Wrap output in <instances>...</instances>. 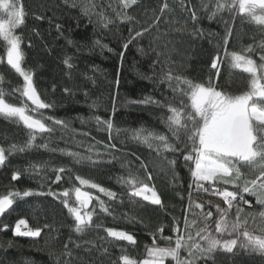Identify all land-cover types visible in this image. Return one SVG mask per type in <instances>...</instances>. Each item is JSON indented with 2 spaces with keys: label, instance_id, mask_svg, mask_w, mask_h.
I'll return each mask as SVG.
<instances>
[{
  "label": "trees",
  "instance_id": "trees-1",
  "mask_svg": "<svg viewBox=\"0 0 264 264\" xmlns=\"http://www.w3.org/2000/svg\"><path fill=\"white\" fill-rule=\"evenodd\" d=\"M165 2L169 10L161 16L160 8ZM201 2L184 0L185 6L196 10L194 22L190 12L182 9L181 0H137L127 9L121 6L120 0H21L26 16L24 24L15 31L22 38V67L32 72L38 94L51 105L40 112L52 119L45 120L51 131L34 133L33 145L25 147L31 130L17 119L0 114V147L6 150L7 156L0 165V195L9 191L34 193L16 199L11 209L0 215V264H66L69 260L71 264H120L119 257L125 253L142 260L146 258V248L152 246L154 233L160 246L167 243L157 229L164 226L163 235L173 236L174 226L184 229L186 215L189 221L196 218L186 213L189 193L192 201L204 205V212L213 213L214 228L217 217L214 205L227 206L210 191L197 190L194 184L189 188L190 165L182 153L158 154L154 147L133 138L136 130L143 129V135L164 134L176 143L164 123L169 115L166 105L178 106L181 99L186 102L187 99L174 96L164 79L168 72L205 84L211 77L218 90L232 95L248 90L249 74L231 68L225 60L217 76L210 67L211 62L218 53L223 57L225 47L231 52L252 45L251 56L260 63L259 54L264 50L259 45L264 42V27L240 16L233 18L227 10L210 18V11L202 8ZM101 13L113 21L108 27L103 26L106 21L101 20ZM117 13L133 19L121 23ZM158 16L161 18L157 21ZM144 28L149 30L125 50L123 45L129 39V29L134 35ZM229 29L231 35L225 46ZM0 77V90L7 103L19 106L24 102L33 107L21 95L24 81L7 64L6 43L2 40ZM97 116L112 120L111 134L105 125L97 124ZM54 120L63 123L54 124ZM12 145L25 150L9 153ZM177 147L183 149L184 144ZM69 153L85 159L78 160ZM171 160L176 161L175 166L169 164ZM142 162L147 170L141 166ZM59 168L65 171L61 173V180L54 182ZM14 171L21 173L16 181L12 180ZM242 171L248 179L258 175L247 167ZM130 175L138 176L154 188L163 207L139 197L130 198V189L120 182V178ZM76 176L116 193V198L110 199L95 189L81 186ZM239 183L242 185L243 181ZM217 186L236 190L231 184ZM75 187L91 192L109 208L107 213L101 211L94 199L88 209L95 210L92 226L82 233L73 230L74 219L64 207L65 197L60 195L70 190L69 201L76 206L71 191ZM244 197L250 204L241 205L243 215L248 216L249 229H255L261 224L258 213L264 211V206L257 203L256 195L245 193ZM193 211L199 214L201 210L193 208ZM230 215L235 218V208ZM20 219H25L33 229L40 227L41 235L35 238L14 235ZM106 228L132 234L136 244L108 237ZM66 243L71 257L64 255ZM262 258L259 253L238 248L234 254L218 251L214 253V261L208 260L206 264H264L259 260ZM165 264L174 262L168 260Z\"/></svg>",
  "mask_w": 264,
  "mask_h": 264
},
{
  "label": "snow or ice",
  "instance_id": "snow-or-ice-1",
  "mask_svg": "<svg viewBox=\"0 0 264 264\" xmlns=\"http://www.w3.org/2000/svg\"><path fill=\"white\" fill-rule=\"evenodd\" d=\"M136 3L137 0H120L124 9L130 8ZM181 7L184 11L190 12L194 22L197 20L196 10L185 6L184 0H181ZM201 7L210 11V18L227 10L233 18L240 16L264 27V0H202ZM168 10L169 5L165 2L160 8L161 16ZM25 16L26 12L21 0H0V40L6 43V61L22 77L24 84L21 95L26 97L33 106L29 108L28 104L24 102L19 106L7 103L4 99V92L0 90V114L17 119L31 130L32 134L25 145V147H31L36 139L34 133L51 131L45 120L52 118H45L40 112L41 109H47L51 105L45 103L38 94L32 72L22 67L24 59L21 48L22 38L16 34L15 30L24 24ZM100 16L102 21H106L103 23L104 27L113 23L102 13ZM117 17L121 23L133 19L127 14L121 15L120 13H117ZM36 18L43 19L40 16ZM160 18L158 16L156 20L158 21ZM59 28L60 25H57L58 30ZM148 30V28H144L131 35L132 30L129 29L130 36L123 45L124 49L126 50L129 44ZM230 35L231 29L225 37V46L228 44ZM259 47L264 50V42ZM253 52L252 45H248L242 51L231 52H228L225 47L223 57L218 53L211 62L210 67L216 71L217 76L220 73V66L225 60L229 62L231 68L249 74V88L239 95L218 90L211 77L205 84L194 82L184 76H174L171 72L165 75L164 79L169 82L174 96L178 95L187 99V102L181 99L178 106L174 103L166 105L169 115L164 123L176 143L170 142L169 137L164 134L149 132L147 135H143V129L136 130L133 138L147 144L150 148L154 147L158 154L164 151H180L186 164L190 165L192 184L189 185V188L191 189L194 184L197 190L210 191L212 195L222 198L227 207H221L220 204L214 205L217 217L214 220L213 228V213L211 211L204 212V205L192 201L191 193H189V206L186 213L190 212L196 218L189 221L186 215L184 229L181 230L178 225L174 226L172 228L173 236H164V226H161L157 229V233L160 234L161 239L167 242L165 246L158 244L156 233H154L152 246L146 248V258L136 260L125 253L119 257L120 264H165L168 260L174 264H197L198 261L203 260L206 264L208 260L214 261V253L223 251L234 254V250L238 248L264 256V211L258 213L261 224L257 225L255 229H249L248 216L243 215L244 209L241 207L242 204H250L244 197L245 193L256 195L257 203L264 206V51L259 54L260 63L252 58L251 53ZM65 63L68 64V61L66 60ZM0 82H2V77H0ZM173 82H175L174 85ZM16 91H20V89H16ZM65 91L68 90L65 89ZM154 102L160 103L159 101ZM95 119L97 124L105 125L111 134L114 129L111 119L102 120L99 116ZM53 123L62 124L63 122L54 120ZM180 143L184 144L183 149L177 147ZM24 150V147L18 148L16 145H12L8 152ZM69 155L78 157V160L85 159L76 153H69ZM6 159V150L0 147V165H3ZM175 163V160L169 161L172 166H175ZM141 166L147 170V165H144L143 162ZM245 167L258 172V175L248 179L242 171V168ZM64 171V168L56 169L57 174L54 182L61 180V173ZM20 175L19 171H14L12 180H18ZM151 178L149 173L148 179ZM76 180L81 186L95 189L110 199L116 198V193L89 179L76 176ZM240 181H243L242 185L239 183ZM120 182L130 189L128 192L130 198L139 197L152 205L163 207L161 198L155 189L138 176L130 175L126 179L122 177ZM205 184L209 187H205ZM218 184H231L236 190L229 191L227 187H218ZM71 191L74 192L76 206H73L69 201L70 190H65L60 195L65 197L62 201L64 207L74 219L73 230L76 233H82L86 228L92 226L95 210L87 209L94 199L98 202L101 211L107 213L109 208L103 200L93 196L91 192L83 190L82 187H75ZM33 194L32 191L26 190L23 192L9 191L7 194L0 195V215L11 209L16 199H23ZM48 194L56 195L52 192ZM208 203L210 204L211 201ZM193 208L200 209V213L194 212ZM233 208H235L234 219L230 215ZM4 227L7 228L8 225ZM104 230L108 237L127 241L131 245L136 244L132 234L112 228ZM41 231L40 227L33 229L29 227L25 219H20L16 222L14 235L35 238L41 235ZM69 243H72L71 239ZM64 249V255L71 257L72 252L68 243L64 245ZM104 251L107 252V249ZM182 252H186L187 255L182 256ZM66 264H71V261H66Z\"/></svg>",
  "mask_w": 264,
  "mask_h": 264
},
{
  "label": "rangeland",
  "instance_id": "rangeland-1",
  "mask_svg": "<svg viewBox=\"0 0 264 264\" xmlns=\"http://www.w3.org/2000/svg\"><path fill=\"white\" fill-rule=\"evenodd\" d=\"M262 263H264V258H262V259H259Z\"/></svg>",
  "mask_w": 264,
  "mask_h": 264
},
{
  "label": "water",
  "instance_id": "water-1",
  "mask_svg": "<svg viewBox=\"0 0 264 264\" xmlns=\"http://www.w3.org/2000/svg\"><path fill=\"white\" fill-rule=\"evenodd\" d=\"M89 208H90V205H89ZM89 208H88V209H89ZM88 209H87V210H88Z\"/></svg>",
  "mask_w": 264,
  "mask_h": 264
}]
</instances>
